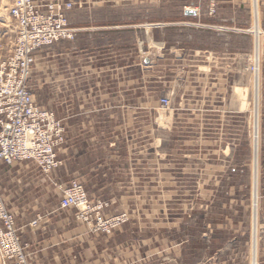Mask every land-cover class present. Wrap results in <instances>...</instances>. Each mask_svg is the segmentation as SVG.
<instances>
[{"label": "rangeland", "instance_id": "obj_1", "mask_svg": "<svg viewBox=\"0 0 264 264\" xmlns=\"http://www.w3.org/2000/svg\"><path fill=\"white\" fill-rule=\"evenodd\" d=\"M142 1L115 9L121 12L115 18L109 12L97 15L89 26L100 30L38 50L29 91L41 108L73 126V144L80 118L95 122L89 132L97 138L115 142L97 155L114 149L116 156L147 159V194L91 201L105 204L104 218L127 215L126 233L146 240L149 264H264V33L254 135L257 43L251 0L239 10V19L227 20L246 27L241 32L209 27L219 19L204 0ZM11 2L0 0V61L15 39ZM189 7L198 15H190ZM118 23L139 27H111ZM66 77L72 80L68 86ZM107 108L109 114L102 111ZM65 142L57 150L61 164L48 174L39 169L49 180L63 173ZM70 150L72 156L75 148ZM128 164L129 159L117 161L119 167Z\"/></svg>", "mask_w": 264, "mask_h": 264}, {"label": "crops", "instance_id": "obj_2", "mask_svg": "<svg viewBox=\"0 0 264 264\" xmlns=\"http://www.w3.org/2000/svg\"><path fill=\"white\" fill-rule=\"evenodd\" d=\"M71 1L74 3V7L69 12V21L71 27L76 30L77 36L75 37L78 40L83 31L92 32L101 29L94 27V25L89 26V23L93 22L97 15L109 12L115 18L116 15L121 14L115 9H124L138 0ZM204 1L206 8H209V11L213 9L216 13V19H219V24L209 21V27L239 32L246 28L227 23L229 17L232 18L233 16L239 19V10L246 7V0ZM253 2L254 4L251 0L253 20L256 16L259 18V9L264 29V0H253ZM140 3L143 1L140 0ZM188 11L193 12L190 14L193 17L198 15L196 7H189ZM123 14L122 18H126V12ZM205 19L208 17L205 16ZM209 19L212 20L210 16ZM205 24L208 23L205 21ZM129 26L132 28L139 27V25ZM129 26L118 23L111 27L120 29ZM151 26L155 29L159 28L156 24H151ZM261 32L264 33V30L259 33L261 34ZM257 72L259 78V70L253 72V76L254 74L256 76ZM254 79L256 80V77ZM71 81L66 77L64 82L68 86L69 83H72ZM75 82L78 83L79 78ZM86 92L85 89L83 93ZM255 92L256 94H254L257 95V90ZM76 93L78 94L79 91L76 90ZM257 102H254L253 109ZM96 110L92 108L90 113L94 114ZM144 110L153 113L151 111L155 109L146 108ZM85 111H77L76 115L85 116ZM102 111H107L109 114L110 108L102 109ZM255 117L257 118L256 115ZM107 119L109 120V117ZM77 122L74 144L71 138L72 131H74L73 126L64 125L66 142L65 149L62 150L63 165H61V169L59 168L63 173L58 176L55 175V177L52 176L51 180L30 161L17 162L9 166L0 164V189L7 208L14 214L21 240L26 244L30 253V263L149 264L146 240L139 235L126 233L129 226L127 222L118 226L110 234L92 231L94 222H86L77 218L74 208L62 209L59 207L62 197L61 188L73 178L83 183L90 200H104L110 203L111 198L108 196L148 193L147 159L140 156H116L114 149H112V154L97 155V150L100 147H106L107 152H109V148L113 147L115 142L105 138H97L99 136L96 133L89 132L96 125L94 121L89 123L82 119L80 122L79 118ZM71 147L75 148V153L72 156L68 154ZM253 153L255 169L258 162L255 139H253ZM121 159H129V164L122 167L117 166V161ZM71 164L74 165V168L71 167Z\"/></svg>", "mask_w": 264, "mask_h": 264}, {"label": "built area", "instance_id": "obj_3", "mask_svg": "<svg viewBox=\"0 0 264 264\" xmlns=\"http://www.w3.org/2000/svg\"><path fill=\"white\" fill-rule=\"evenodd\" d=\"M71 0H12L9 14L15 22V39L0 61V164L30 161L45 174L58 167L57 150L66 141L61 120L41 108L29 91L28 81L35 54L60 40H73L76 30L68 14ZM210 12H214L213 9ZM264 39V38H263ZM163 103L168 100L164 98ZM105 204L89 200L83 184L72 180L62 190L59 207L75 208L93 229L110 233L126 221L125 213L104 218ZM0 264H31L14 214L0 190Z\"/></svg>", "mask_w": 264, "mask_h": 264}, {"label": "bare ground", "instance_id": "obj_4", "mask_svg": "<svg viewBox=\"0 0 264 264\" xmlns=\"http://www.w3.org/2000/svg\"><path fill=\"white\" fill-rule=\"evenodd\" d=\"M259 18L256 16L253 20V30L255 32V44L257 43L256 47H255V64L253 63L254 65V72H256L257 70H259V63H260V50H261V35H260V25H259ZM256 65V66H255ZM256 80L254 79V88H255V91L256 90H259V78H258V72L256 74ZM255 95V94H254ZM259 96V95H258ZM257 95L253 96V99H254V102L255 101H258L259 100V97ZM253 112H254V117L252 118L253 120V134L255 135V133L258 131V128H257V124H258V114H257V111H256V108L253 109ZM255 115L257 116V118L255 117ZM258 197V194L255 190V200L257 201V198ZM257 229V226L255 227V231Z\"/></svg>", "mask_w": 264, "mask_h": 264}]
</instances>
